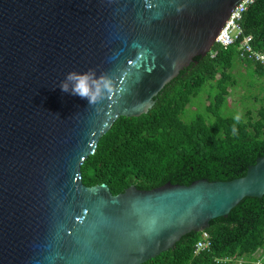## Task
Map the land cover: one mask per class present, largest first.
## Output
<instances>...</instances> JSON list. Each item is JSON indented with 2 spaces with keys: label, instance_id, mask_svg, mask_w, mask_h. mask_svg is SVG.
<instances>
[{
  "label": "water",
  "instance_id": "water-1",
  "mask_svg": "<svg viewBox=\"0 0 264 264\" xmlns=\"http://www.w3.org/2000/svg\"><path fill=\"white\" fill-rule=\"evenodd\" d=\"M240 1L0 0V264H143L262 198L264 156L231 181L117 195L80 177L101 136L147 113ZM89 71L92 106L59 87Z\"/></svg>",
  "mask_w": 264,
  "mask_h": 264
},
{
  "label": "trees",
  "instance_id": "trees-1",
  "mask_svg": "<svg viewBox=\"0 0 264 264\" xmlns=\"http://www.w3.org/2000/svg\"><path fill=\"white\" fill-rule=\"evenodd\" d=\"M240 26L242 37L251 36L253 49L264 53V0H254ZM237 44L226 48L214 44L164 86L147 113L119 117L82 163L83 185L104 184L117 195L130 186L150 190L168 182L189 185L200 179L243 177L247 167L264 156V98L246 95L261 105L243 114L229 109L227 102L235 96L240 65L245 78L259 82V89H264V69L259 63L238 60ZM250 80L247 87L253 86ZM200 95L208 104L185 121L187 107ZM203 232L210 246L195 253ZM259 249L264 264V195L242 199L227 217L211 220L200 233L184 235L172 249L143 264H256Z\"/></svg>",
  "mask_w": 264,
  "mask_h": 264
},
{
  "label": "built area",
  "instance_id": "built-area-1",
  "mask_svg": "<svg viewBox=\"0 0 264 264\" xmlns=\"http://www.w3.org/2000/svg\"><path fill=\"white\" fill-rule=\"evenodd\" d=\"M254 0H241L230 12L228 19L216 36L215 43L226 48L235 45L236 42L238 53L237 58L241 61H252L259 63L264 69V53L256 51L251 45V36L242 37V29L240 26L242 15ZM210 246L209 237L206 233H202L201 239L196 242L195 253L207 249Z\"/></svg>",
  "mask_w": 264,
  "mask_h": 264
},
{
  "label": "rangeland",
  "instance_id": "rangeland-1",
  "mask_svg": "<svg viewBox=\"0 0 264 264\" xmlns=\"http://www.w3.org/2000/svg\"><path fill=\"white\" fill-rule=\"evenodd\" d=\"M237 70L241 72L242 76L236 75V84L233 86V94H235V96L233 97L232 95L230 98H228L227 106L229 109L236 111V113L243 114L246 109L256 110L261 105L259 101H255L251 98L246 99L245 96L251 94L252 96L257 95L258 99L264 98V89H259V82L256 83L254 81L253 83L252 80L245 78V68L243 66L240 65ZM249 80L250 83H253L252 87H247ZM206 104H208V102L203 100V95L193 98L191 105H189L185 111L183 119L185 121H190L195 113L203 110L205 107L204 105ZM259 256L260 258L262 257L261 251H257L255 254L256 258H259Z\"/></svg>",
  "mask_w": 264,
  "mask_h": 264
},
{
  "label": "clouds",
  "instance_id": "clouds-1",
  "mask_svg": "<svg viewBox=\"0 0 264 264\" xmlns=\"http://www.w3.org/2000/svg\"><path fill=\"white\" fill-rule=\"evenodd\" d=\"M93 73L91 71L78 74L76 72H70L67 74L64 81L59 85L61 90L72 95H79L81 98H86L89 101V105L92 106L102 99V92L99 87L95 85L93 80ZM58 118L59 114H54ZM239 119V117H237ZM259 251H261L259 249ZM262 259L258 258L256 264H261Z\"/></svg>",
  "mask_w": 264,
  "mask_h": 264
}]
</instances>
